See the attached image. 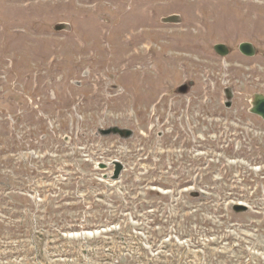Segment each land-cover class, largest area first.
I'll use <instances>...</instances> for the list:
<instances>
[{"label": "rangeland", "instance_id": "rangeland-1", "mask_svg": "<svg viewBox=\"0 0 264 264\" xmlns=\"http://www.w3.org/2000/svg\"><path fill=\"white\" fill-rule=\"evenodd\" d=\"M258 93L264 0H0V264H264Z\"/></svg>", "mask_w": 264, "mask_h": 264}, {"label": "water", "instance_id": "water-1", "mask_svg": "<svg viewBox=\"0 0 264 264\" xmlns=\"http://www.w3.org/2000/svg\"><path fill=\"white\" fill-rule=\"evenodd\" d=\"M163 21L166 23H179L178 16H176V15L167 17ZM68 29H69L68 25L64 24V23H60V24L55 26V30L58 32L65 31ZM239 48H240V51L243 54H245L246 56L252 57L256 54V49L251 43H242ZM215 50L221 56H226L229 54L228 47L224 44H217L215 46ZM187 90H188L187 85H184L180 88V92L182 94L187 93ZM229 99H230V96H229ZM230 105H231V103L227 104V106H230ZM250 112L253 114H256V115H258L264 119V94H256L254 96ZM99 133L102 136L118 135L119 137H121L123 139H129L133 135L132 130L125 129V128L122 129V128H119L117 126L110 127L108 129H100ZM114 166H115L114 172L110 176V179L113 181H117L120 179L122 172L124 171V165L119 161H115ZM99 168L106 169V164H100ZM104 178L107 179L108 176H104ZM233 210L238 214L246 213L248 211V206L238 204V205H235L233 207Z\"/></svg>", "mask_w": 264, "mask_h": 264}, {"label": "trees", "instance_id": "trees-1", "mask_svg": "<svg viewBox=\"0 0 264 264\" xmlns=\"http://www.w3.org/2000/svg\"><path fill=\"white\" fill-rule=\"evenodd\" d=\"M93 169H95V167L93 168ZM94 171H96V170H94ZM60 189H64V187H62V186H60L59 187ZM48 192L50 193V194H53L54 192H56V190H54L53 188H49L48 189ZM0 193L2 194V192L0 191ZM30 199L32 200V198L30 197ZM1 203H3V204H0V206H1V208L4 206V205H6L4 202H1ZM33 204H34V207L33 208H35L36 207V205H40V208H39V210L40 211H44L45 210V206L44 205H41V203H36V202H34L33 201ZM88 210H90V206H89V208H88ZM46 214L42 217V219L44 220V223H48V224H50V223H52V225L54 226V228L57 226L56 224L61 220V216H60V214H58V213H56L53 209H46V211H44ZM64 212L66 213V212H72V213H74L75 212V206L74 207H72L70 210H68V209H66V210H64ZM1 226H3V224H0ZM64 226L66 227L67 226V224L66 223H64Z\"/></svg>", "mask_w": 264, "mask_h": 264}, {"label": "flooded vegetation", "instance_id": "flooded-vegetation-1", "mask_svg": "<svg viewBox=\"0 0 264 264\" xmlns=\"http://www.w3.org/2000/svg\"><path fill=\"white\" fill-rule=\"evenodd\" d=\"M182 86H183V85H182ZM180 88H181V87H179V90H178V91H179V93L181 94V92H180ZM189 89H190V87H188L187 93H188ZM228 92L230 93V91H228Z\"/></svg>", "mask_w": 264, "mask_h": 264}, {"label": "bare ground", "instance_id": "bare-ground-1", "mask_svg": "<svg viewBox=\"0 0 264 264\" xmlns=\"http://www.w3.org/2000/svg\"><path fill=\"white\" fill-rule=\"evenodd\" d=\"M128 64V63H127Z\"/></svg>", "mask_w": 264, "mask_h": 264}]
</instances>
